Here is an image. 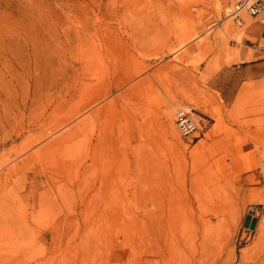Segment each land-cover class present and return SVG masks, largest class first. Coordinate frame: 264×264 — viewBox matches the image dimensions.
I'll use <instances>...</instances> for the list:
<instances>
[{
    "label": "rangeland",
    "instance_id": "obj_1",
    "mask_svg": "<svg viewBox=\"0 0 264 264\" xmlns=\"http://www.w3.org/2000/svg\"><path fill=\"white\" fill-rule=\"evenodd\" d=\"M235 1L0 0V264H92L97 256L101 264L111 237L125 244L126 233L151 234L145 220L108 207L162 186L178 199H206L210 210L200 216L211 223L212 264H264V27L245 8L253 32L228 15ZM238 45L262 55L233 59ZM93 80L102 84L95 93L112 83L127 101L104 124L107 151L93 118L111 95L93 102ZM168 98L208 108L209 131L190 142L179 131L173 137L163 114ZM87 117L75 141L46 150ZM213 123L222 126L215 132Z\"/></svg>",
    "mask_w": 264,
    "mask_h": 264
},
{
    "label": "bare ground",
    "instance_id": "obj_2",
    "mask_svg": "<svg viewBox=\"0 0 264 264\" xmlns=\"http://www.w3.org/2000/svg\"><path fill=\"white\" fill-rule=\"evenodd\" d=\"M242 1V0H236L234 3H233V6H227V12H228V15H230L231 17H242L243 21H242V24L244 26L245 29H249L250 31L252 30V32L255 30V25L253 24L252 22V19L250 18V16L244 11V8H240V9H237L238 7V4L239 2ZM256 18V17H255ZM231 25H228L227 27L229 28ZM257 31V30H256ZM238 42H240V38L237 39ZM262 54L261 53H258L256 52L255 50L251 49L250 47L248 46H243V45H238L236 46L234 49H233V59H241V60H252V59H255L259 56H261ZM94 66H95V63H94ZM104 70L102 72H98L97 73V79H99L101 77V75L104 74ZM106 71V70H105ZM110 74V73H109ZM104 76V75H103ZM108 76V75H107ZM110 77V76H109ZM95 78V77H94ZM96 79V80H97ZM108 79V78H107ZM111 79V78H110ZM122 79V78H120ZM101 81V80H100ZM99 81V82H100ZM109 81V80H108ZM120 81V80H119ZM122 81V80H121ZM99 82L97 81H94L92 82V97H91V100L93 102L95 101H98L100 98L102 97H107L111 95V97L106 101L104 102V104L98 109V114H97V118L94 119V122L95 124L97 122H100V131L98 134H100V136L98 137V142L102 143L103 142V146L104 144L106 145V150L103 149V151H107L108 150V146L106 143H108V141L111 139V134L108 132V130H106L104 128V124L112 119L115 118V116H117L120 112H123L124 110H126L127 108V101L125 100V92H120V89L119 90V93L117 92L116 95H113V90L114 88L111 87H107L105 88L101 93H95V89H96V86H99L101 87V82L99 84ZM110 82V81H109ZM112 82V80H111ZM114 82V81H113ZM117 82V80H116ZM115 82V83H116ZM122 84L121 83H118L115 88H119ZM109 86V84H108ZM135 86V85H134ZM99 89V88H98ZM123 89H125L123 87ZM127 89V88H126ZM136 89V88H135ZM102 90V89H101ZM97 92V91H96ZM129 92V91H128ZM115 94V93H114ZM131 94V93H130ZM129 96V95H127ZM169 99V98H168ZM170 102H166L164 104V110H163V114L164 116L166 117L167 119V130L168 132L173 136V137H176L178 136V129L176 127V124H175V120H174V113L175 111L179 108L180 105H176V103L174 102L173 99H169ZM102 101V99H101ZM129 102V100H128ZM131 102V101H130ZM130 107V106H129ZM175 107V108H174ZM181 107V106H180ZM182 107H189V106H185V105H182ZM205 108V107H204ZM175 109V111H174ZM75 111H77V108L75 109ZM204 113L210 115L208 112V108H206V111L203 110ZM76 113V112H75ZM211 116V115H210ZM118 118V117H117ZM90 118L87 117V118H84L83 120H80L78 123H76L75 125H73L70 129H68L67 131L61 133L58 137H56L54 139L53 142H50L46 145V150L49 151L51 149H53L55 146H61L62 144H65V143H69L71 141H75L78 134L82 133V131L85 129L86 125L89 124V122L91 121V119L89 120ZM247 122V121H246ZM250 122V121H248ZM240 122H238L239 124ZM252 123V122H251ZM258 123V122H257ZM260 123V122H259ZM214 124V123H213ZM236 124V123H235ZM234 124V125H235ZM241 124V123H240ZM247 124V123H246ZM245 124V126H246ZM250 124V123H249ZM97 125V124H96ZM215 125V124H214ZM248 125V124H247ZM222 125H220V123H217L213 128L215 129L214 131L216 132L217 130H219L221 128ZM240 126V125H239ZM249 126V125H248ZM254 126V125H253ZM258 126V125H256ZM264 126V125H263ZM241 127V126H240ZM260 128H263L261 126H259ZM96 128V127H94ZM98 128V127H97ZM231 129V127H229ZM239 128V127H237ZM248 129H250L249 127H247ZM258 128V127H257ZM110 129V128H109ZM243 129V128H242ZM245 129V128H244ZM247 129V130H248ZM96 130V129H95ZM99 130V129H97ZM212 130V129H211ZM237 130V129H236ZM239 130V129H238ZM246 130V129H245ZM261 130V129H260ZM111 131V129H110ZM209 131V129H208ZM213 131V130H212ZM243 131V130H242ZM248 132V131H246ZM245 132V133H246ZM260 132V131H259ZM223 133V132H222ZM229 133V132H228ZM231 133V132H230ZM224 134H226V132H224ZM248 134V133H247ZM251 134V133H250ZM255 134H258V133H255ZM260 134V133H259ZM246 136V134H245ZM248 136V135H247ZM250 137V136H249ZM97 138V137H96ZM251 138V137H250ZM95 141V140H94ZM248 141V140H246ZM92 142V141H91ZM96 142V141H95ZM253 142V141H252ZM255 142V140H254ZM250 143V142H248ZM257 143V142H256ZM109 145V144H108ZM98 146V145H97ZM260 146V145H258ZM44 147V146H43ZM95 147V146H94ZM256 147H257V144H256ZM264 147V146H263ZM102 148V146H101ZM94 149V148H93ZM96 149V148H95ZM97 149H100L99 147ZM96 149V150H97ZM25 150V149H24ZM44 150V149H43ZM259 150V149H258ZM264 150V149H262ZM37 151V150H36ZM36 151H34V153H36ZM39 151H42V148L41 150L39 149L38 150V153ZM100 151V150H99ZM99 151H96L97 153ZM92 152H94V150H92ZM91 152V153H92ZM258 153V151H256ZM96 153V155H97ZM263 153V152H262ZM99 154V153H98ZM93 155V154H92ZM98 156V155H97ZM101 156V155H100ZM259 156H262L259 154ZM99 157V156H98ZM91 158V157H90ZM93 158V156H92ZM258 158V157H257ZM260 158V157H259ZM27 159V157H26ZM98 159V158H97ZM261 159V158H260ZM263 159V158H262ZM91 161L93 162V160L91 159ZM258 163V162H257ZM160 165H162L163 167L164 164H161L159 162ZM158 164V165H159ZM260 164V163H259ZM263 164V163H261ZM97 165V163H96ZM159 165V167H160ZM17 166V165H16ZM260 166V165H259ZM14 166H12L13 168ZM94 167H95V164H94ZM263 167V166H261ZM16 168V167H15ZM161 168V167H160ZM168 168V167H167ZM162 169V168H161ZM262 170V169H261ZM164 171V169H163ZM260 172V171H259ZM105 173V172H104ZM264 173V172H263ZM114 174V173H113ZM159 174V173H158ZM169 175V174H168ZM167 175V177H168ZM264 175V174H263ZM157 176V175H156ZM171 176V175H170ZM113 177V176H111ZM166 177V176H165ZM249 177V175H248ZM253 177V176H251ZM157 177H155V182L156 180L160 181L159 183H161V180L160 179H156ZM197 178V176H196ZM111 179V178H110ZM117 179V178H116ZM168 179L171 180V178L169 177ZM199 179V177H198ZM248 179V178H247ZM170 180H166L167 183H170ZM138 181V180H137ZM169 181V182H168ZM97 182V181H96ZM165 181H163L164 183ZM245 182V181H244ZM256 182V181H255ZM116 183V182H115ZM137 183V182H136ZM186 183V182H185ZM100 184V182H99ZM111 184V183H110ZM157 184V183H156ZM155 184V185H156ZM166 184V183H165ZM168 184V185H170ZM215 184V183H214ZM213 184V185H214ZM109 185V184H108ZM138 185L141 187V184L138 183ZM159 185V184H157ZM98 186V184H97ZM110 186V185H109ZM108 186V187H109ZM114 186V185H113ZM144 186V185H143ZM153 185L150 186V188L152 187ZM162 186V185H160ZM180 186V185H179ZM192 186V185H191ZM201 187H199V189L203 188V190L205 191V187H202V185H200ZM209 186V185H208ZM135 187V186H134ZM173 187V186H171ZM175 187V186H174ZM182 187V185H181ZM195 187V186H194ZM223 187V186H222ZM237 187V186H235ZM245 187V186H244ZM250 187V186H249ZM255 187V186H254ZM253 187V188H254ZM125 188V187H124ZM123 188V189H124ZM149 188V187H148ZM177 188V187H175ZM174 188V190H176ZM205 188V189H204ZM209 188V187H207ZM217 188V187H216ZM109 189H112V188H109ZM116 189V188H115ZM114 189V190H115ZM157 188L155 187V190ZM172 189V188H171ZM170 189V190H171ZM198 189V190H199ZM211 189V187H210ZM238 189V188H237ZM248 189V188H247ZM252 189V186L250 188V190ZM256 190V188H254ZM93 190V189H92ZM97 190V189H96ZM126 190V189H124ZM140 190H146V187L144 188H140ZM187 190V189H186ZM186 190L184 191V194L186 192ZM190 190V189H189ZM202 190V193L204 192ZM226 190V189H225ZM242 190V188H241ZM245 190V189H244ZM249 190V189H248ZM253 190V189H252ZM251 190V191H252ZM254 190V191H255ZM261 190V189H260ZM95 191V190H94ZM98 191V190H97ZM102 191L104 192V190L102 189ZM200 191V190H199ZM197 191L196 193L199 194ZM214 191V190H213ZM232 191V190H231ZM239 191V190H238ZM259 191V190H258ZM107 192V191H106ZM123 192V190H122ZM140 192V191H139ZM180 192V191H179ZM183 192V190H182ZM207 191H205L206 193ZM243 192V191H242ZM241 192V194H242ZM256 192V191H255ZM96 193V191H95ZM94 193V194H95ZM98 193V192H97ZM112 193H113V189H112ZM120 193V192H118ZM124 193V192H123ZM141 193V192H140ZM145 193V192H144ZM142 194L141 196H139V199L136 198L138 195H137V191L135 194V201H133L132 203H129L128 205L126 204V202L128 201V199L130 198H127V201L125 200L124 202V206H122L121 208H117L116 206L118 205H115L114 206H110L108 207L112 213H119L121 214V216H127L128 219H134L132 217H138L139 219L141 220H145L143 221V224L146 225L148 224L150 226V229H151V234L150 235H144V236H141L140 238H137L134 237L133 235H129L131 233H126L125 237L122 236V234H120L122 237H124V241H125V244L124 242L121 243V241H119V236H115L113 233V235L115 237H109V238H106V241L107 243L109 242V245H107L106 247V252L104 253L105 256H103V262L101 261V264H212L211 262V256H212V252H211V248H210V243L212 242L213 240V243H215V240L212 238L213 236L210 235V232L209 230L211 231V226L210 224L206 221V220H203L200 216V210L205 208V202L206 199L203 198H197L199 196H197L195 198V201H190L186 199H183L185 197H181L178 199V197H174V193L172 194L170 191L168 190H165L163 188V186L161 188L158 187V189L156 191H149V194ZM200 193V195L202 194ZM212 193V192H211ZM214 193V192H213ZM223 193V191L221 192ZM220 193V194H221ZM244 193V192H243ZM250 193V192H249ZM248 193V194H249ZM254 192H252L253 194ZM257 193V192H256ZM109 194V193H108ZM224 194V193H223ZM238 194V193H236ZM251 194V193H250ZM261 194V195H260ZM259 196H263L264 197V192L263 193H260ZM97 195V194H96ZM132 195V194H131ZM217 195V194H216ZM215 194L212 196L215 197L216 196ZM104 196V195H103ZM183 196V195H182ZM185 196V195H184ZM191 197V195H189ZM226 196V195H225ZM232 196V195H231ZM99 197V196H98ZM101 197V196H100ZM99 197V198H100ZM107 197V196H106ZM109 197V196H108ZM112 197V195H111ZM118 198L120 196H117ZM122 197V196H121ZM187 197V195H186ZM195 197V196H194ZM209 197V196H208ZM224 197V196H222ZM230 197V196H229ZM233 197H234V194H233ZM237 197V196H236ZM240 197V196H239ZM247 197V196H246ZM252 197V196H251ZM257 197V195H256ZM261 197V198H263ZM92 198V197H90ZM113 198V197H112ZM111 198V199H112ZM115 198H116V195H115ZM125 198H121V201ZM211 198V197H209ZM225 198V197H224ZM235 198V197H234ZM238 198V197H237ZM259 198V197H257ZM95 199V198H94ZM102 199H105L104 197ZM110 199V198H109ZM120 199V198H119ZM228 199V198H227ZM230 199V198H229ZM244 199V198H243ZM246 199V198H245ZM251 199V198H250ZM254 199V198H252ZM88 200H91V199H88ZM209 200V199H207ZM223 200V198H222ZM234 200V199H233ZM231 200V201H233ZM257 200V199H256ZM261 200V199H260ZM92 203H93V200H91ZM95 201V200H94ZM99 201V200H98ZM107 201H108V198H107ZM118 201V200H116ZM120 201V202H121ZM211 201V200H210ZM210 201L208 203H210ZM226 201V199L224 200ZM223 201V202H224ZM228 201V200H227ZM230 201V203H231ZM239 201V199H238ZM249 201V200H248ZM259 201V200H257ZM105 202V200H104ZM110 202V201H108ZM107 202V203H108ZM217 202V201H215ZM222 202V201H221ZM219 202V203H221ZM235 202V201H234ZM241 202V201H240ZM256 202V201H255ZM112 203V202H110ZM229 203V201H228ZM226 203V204H228ZM229 203V204H230ZM237 203V201H236ZM247 203V202H246ZM259 203V202H258ZM105 204V203H104ZM235 204V203H234ZM233 204V206H234ZM113 205V204H112ZM120 205V203H119ZM209 205V204H207ZM232 205V204H231ZM242 205V204H241ZM263 205V204H262ZM261 205V206H262ZM99 206V205H98ZM102 206V204H101ZM100 206V207H101ZM134 206V207H137L138 208V215H136V213L132 212L133 210H131V207ZM215 206V205H214ZM217 206V205H216ZM223 206V205H222ZM230 206V205H229ZM107 207V206H106ZM210 207V206H209ZM209 207L206 206L205 210L209 209ZM243 207H245L243 205ZM98 208V207H96ZM216 208V207H215ZM231 208V207H230ZM241 209V207H239ZM100 209V208H99ZM133 209V208H132ZM218 209V208H217ZM219 209H220V206H219ZM232 209V208H231ZM230 209V210H231ZM238 209V207L236 208ZM203 210H201L203 212ZM210 210V209H209ZM235 210V209H234ZM105 211V210H104ZM103 211V212H104ZM107 211V210H106ZM233 211V210H232ZM241 211V210H240ZM244 211V210H243ZM99 212V211H98ZM223 212H226L223 211ZM223 212H221L223 214ZM231 212V211H230ZM229 212V213H230ZM236 212V211H235ZM246 212V211H245ZM105 213V212H104ZM107 213V212H106ZM105 213V214H106ZM212 212H210L211 214ZM227 213V212H226ZM226 215V214H225ZM233 216V213L231 214ZM235 215V213H234ZM214 216V215H213ZM223 216V215H222ZM229 216V214H228ZM205 218V217H204ZM208 218V217H207ZM232 218V217H231ZM234 218V217H233ZM232 218V219H233ZM223 219V218H222ZM236 220V217L234 218ZM211 221V220H210ZM262 221V220H261ZM214 221H212L213 223ZM220 222V221H219ZM229 223L230 222H233L232 220H230L229 218ZM260 222V221H259ZM127 223V222H126ZM130 223V221H129ZM127 223V224H129ZM224 223V222H223ZM222 223V224H223ZM226 223V222H225ZM234 223V222H233ZM261 223V222H260ZM259 223L260 227H261V224ZM221 223H219L220 225ZM228 225V223H226ZM232 226H234L233 224H231ZM238 225V224H237ZM224 226V225H223ZM216 228V227H215ZM225 228H226V225H225ZM232 228V227H231ZM238 228V227H237ZM213 229V228H212ZM220 229V228H219ZM217 228V230H219ZM233 229V228H232ZM263 229V228H261ZM238 230V229H237ZM112 231V230H111ZM109 231V232H111ZM214 231V230H212ZM230 231V230H229ZM258 231H259V228H258ZM108 232V233H109ZM233 232V231H232ZM231 232V233H232ZM123 233V232H121ZM225 233V232H224ZM262 233V232H261ZM104 234V233H103ZM112 234V233H111ZM128 234V235H127ZM226 234L227 231H226ZM264 234V233H263ZM262 234V235H263ZM232 235V234H231ZM105 236V235H104ZM111 236V235H110ZM212 236V237H211ZM225 236V235H224ZM233 236V235H232ZM244 236V235H243ZM259 236V235H258ZM217 237V236H216ZM101 238V237H100ZM215 238V237H214ZM218 238V237H217ZM220 236H219V239L217 240H220ZM236 238V236H235ZM234 238V239H235ZM257 238V236H256ZM105 239V238H104ZM216 239V238H215ZM230 239V238H229ZM264 239V237H263ZM95 240V238H94ZM99 240V239H97ZM96 240V241H97ZM259 240H260V237H259ZM105 241V243H106ZM225 241V240H223ZM228 241V240H227ZM230 241V240H229ZM102 242H103V239H102ZM231 242V241H230ZM235 242V241H234ZM233 242V243H234ZM258 242V241H257ZM262 242V241H261ZM97 243V242H96ZM104 243V242H103ZM106 243V244H107ZM219 243V242H218ZM92 244V243H91ZM101 244V243H100ZM99 244V245H100ZM124 244V245H123ZM224 245H226L225 243H223ZM221 243V245H223ZM259 244V243H258ZM258 244H257V247H258ZM264 244V243H262ZM261 244V246H262ZM97 245V244H95ZM103 245V244H101ZM122 245V246H121ZM228 245V244H227ZM234 245V244H233ZM98 246V245H97ZM213 246V245H212ZM237 246V245H236ZM260 246V245H259ZM94 247V246H93ZM248 247V246H246ZM245 247V248H246ZM102 248V247H101ZM259 248V247H258ZM93 249V248H92ZM91 249V252L93 251ZM98 249V248H97ZM226 249V248H225ZM257 249V248H255ZM224 250V249H223ZM241 250V249H240ZM248 248L245 250L247 251ZM253 251H255L254 249H252ZM97 251V250H96ZM213 251V250H212ZM216 251V250H215ZM226 252V250H224ZM228 253L229 250H227ZM231 251V249H230ZM94 252V251H93ZM233 252V251H232ZM96 253V252H95ZM240 253V251H239ZM253 253V252H252ZM245 254V253H244ZM250 254V252L248 253V255ZM255 254V253H254ZM253 254V255H254ZM91 255V254H90ZM102 254H100L101 256ZM217 255H219V253H217ZM247 255V254H246ZM220 256V255H219ZM222 256V255H221ZM240 256V255H239ZM243 256V255H242ZM250 256V255H249ZM256 256V255H255ZM214 257V256H213ZM233 257V256H232ZM237 257V256H236ZM263 257V256H262ZM92 258V257H91ZM102 258V257H101ZM99 257V259H101ZM223 258V257H222ZM261 258V256H260ZM217 259V258H216ZM219 259V258H218ZM236 259V258H235ZM246 259V257H245ZM250 259V258H249ZM253 259H255L253 257ZM237 260V259H236ZM213 261V259H212ZM252 261V260H251ZM257 262L260 261V260H256ZM264 261V259H263ZM216 262V261H215ZM223 262V261H222ZM226 262V261H225ZM228 262V261H227ZM239 262V261H237ZM242 262V261H241ZM248 262V261H247ZM262 262V261H261ZM224 263V262H223ZM234 263V262H233ZM253 263V262H252ZM250 263V264H252ZM259 263V262H258ZM92 264H100L98 262V256L94 258V263ZM216 264V263H215ZM242 264V263H241ZM245 264V263H244ZM254 264V263H253ZM263 264V263H262Z\"/></svg>",
    "mask_w": 264,
    "mask_h": 264
},
{
    "label": "built area",
    "instance_id": "obj_3",
    "mask_svg": "<svg viewBox=\"0 0 264 264\" xmlns=\"http://www.w3.org/2000/svg\"><path fill=\"white\" fill-rule=\"evenodd\" d=\"M240 8L258 18L264 27V0H242L237 9ZM174 120L181 137L188 142L203 137L211 124L210 117L194 107H179Z\"/></svg>",
    "mask_w": 264,
    "mask_h": 264
},
{
    "label": "water",
    "instance_id": "obj_4",
    "mask_svg": "<svg viewBox=\"0 0 264 264\" xmlns=\"http://www.w3.org/2000/svg\"><path fill=\"white\" fill-rule=\"evenodd\" d=\"M254 221H255V219H253V220H252V223H251V225H253V224H254Z\"/></svg>",
    "mask_w": 264,
    "mask_h": 264
}]
</instances>
